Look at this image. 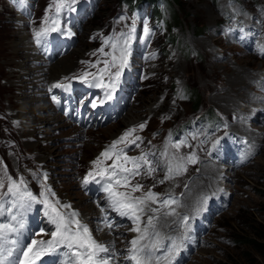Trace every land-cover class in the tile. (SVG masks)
Segmentation results:
<instances>
[{
  "label": "rangeland",
  "instance_id": "374dc122",
  "mask_svg": "<svg viewBox=\"0 0 264 264\" xmlns=\"http://www.w3.org/2000/svg\"><path fill=\"white\" fill-rule=\"evenodd\" d=\"M134 1L75 0V11L57 13L53 0H0V197L10 202L9 184L22 180L23 190L66 216L90 211L83 224L93 239L102 235L96 228L104 212V225H112L106 232L116 240L109 257L132 264L130 241L141 233L108 207L103 179L84 184L90 171L112 165L123 149L129 157L144 155L155 169L149 174L140 167L128 189H117L138 183L143 187L134 196L157 194L148 203L159 211L146 207L140 224L143 230L148 217H156L149 228L157 244L151 264H264V0ZM22 31L54 79L38 89L53 110L49 123L20 117L33 87L22 81ZM122 51L127 63L113 91L110 75L120 70ZM131 129L113 159L94 165ZM204 165L211 175L192 189ZM19 211L12 209L23 225L29 211L35 216L26 244L52 239L45 204ZM14 222L7 211L0 216V223L18 226ZM64 248L36 264H54Z\"/></svg>",
  "mask_w": 264,
  "mask_h": 264
},
{
  "label": "snow or ice",
  "instance_id": "6c2138e0",
  "mask_svg": "<svg viewBox=\"0 0 264 264\" xmlns=\"http://www.w3.org/2000/svg\"><path fill=\"white\" fill-rule=\"evenodd\" d=\"M74 3L75 0H53L57 13H60L65 7L71 11H75L73 7ZM53 23L55 24L57 22L54 21ZM52 30L56 31L58 29L54 27ZM147 31L148 30L145 29V32ZM45 32H47V29ZM36 35L39 38L41 33L38 32ZM37 42L39 43V39ZM101 51L103 50L101 49ZM115 59L116 58L113 57L114 61ZM126 63V51H122L119 64L120 70L115 72L114 79L110 75V80L112 81L110 86L113 91L115 89V83L121 75V70ZM105 65L106 67L102 71L107 72L108 63L105 62ZM112 67H117V65L113 63ZM96 86L101 85L97 84ZM56 87H61V85H56ZM106 95L109 99L111 98L110 92L106 93ZM53 99H55V97H53ZM139 127L143 129L145 125L141 124ZM134 131L135 129L129 130L124 136L113 142V144L101 153L100 157L93 162L94 165L99 166L103 164L105 160L113 159V153H116V145L122 143ZM138 139L140 138L136 137L131 143L134 144ZM175 146L179 148L180 144H176ZM188 159L193 160L194 162L193 157H189ZM129 163L132 164L131 168L127 167ZM144 165L147 166L149 174L155 171L144 155L139 157H129L123 152V149H121L115 154V159L113 160L112 165L94 169L93 171H90L88 176L84 179L85 185L88 184L89 178L95 179L96 176H99L103 179L105 181L103 190L108 193V207L117 212L120 216H125L131 219L136 225L131 231L141 233L135 239L130 241L131 248L128 250L129 255L127 259L131 261L132 264H151L152 257L157 249V244L151 242L149 234V228L152 227L153 219L156 217L149 216L147 219V227L143 230L140 228L142 222L141 214L144 213L146 207H148L153 213L159 211L158 208L149 207L148 203H155L157 194L148 191L144 193L143 196H134L133 193L140 191L143 187L138 183L132 185L130 191H118L117 189L121 187L128 189L130 178L139 175L140 173L138 170ZM171 171L172 169L170 167L169 172L171 173ZM22 184V180L19 184H17L16 181H11L7 188V194L12 197V199L10 202H6L0 197V216H3L7 211L11 220L16 221L19 228H22V221L17 220V215L12 213V209L17 208V214H21L19 210L31 208L32 202L42 203L50 209V211L47 212V215L49 216L50 222L55 225V231L51 233V240H32L29 244L21 245L16 239L9 238L12 233H18L19 228L11 223H0V264H36V261L39 260L42 255L55 252L57 247L61 245L69 250L65 255L69 257L70 264H111V258L108 255H101L102 253H109L110 249L93 239L87 225L81 223V221L76 218L78 217V213L71 212L66 216L46 198L37 201V198L33 196L31 192L21 188ZM0 187H3L2 182H0ZM5 203H8L7 209L5 208ZM168 203V200L162 202L163 205H168ZM62 207H70V205H63ZM101 211H103V209H101ZM167 214L172 213L170 212ZM105 219L107 218L105 217ZM184 219L186 221L188 218L185 217ZM106 227L110 228L112 225L106 224ZM152 235L158 234L153 233ZM146 239L150 242L148 244H143L142 241ZM175 249L176 244L175 241H173V246L167 251V254L172 255ZM158 259H160V257H157V260ZM69 261H65L64 264H69Z\"/></svg>",
  "mask_w": 264,
  "mask_h": 264
},
{
  "label": "bare ground",
  "instance_id": "6f19581e",
  "mask_svg": "<svg viewBox=\"0 0 264 264\" xmlns=\"http://www.w3.org/2000/svg\"><path fill=\"white\" fill-rule=\"evenodd\" d=\"M21 34L23 36V43L22 44L24 46V50H25V54H26L25 60H23L22 63H21V67H22V81H27V80L32 81L33 82V87L30 88L31 90L28 92V96H26L25 99L23 100V102L21 103V108L23 110V113L20 112L21 114L20 113L19 114H20V117H22V118L25 117V116H29L32 120L44 119L45 122L49 123L51 120H54L55 119V117L53 115V110H52V107H50L48 105V103H47V97H46L47 95L43 94V92L40 91V90H38V89H41V86H44V85H46V86H52L54 79H53V76L50 77L49 75H46V74H49V69L47 67H45L40 62V58L37 55L35 49L30 46L31 43L28 41L29 36L26 33H24L23 31L21 32ZM28 62H29V64H27ZM55 68L56 67H54L53 69L55 70ZM36 84H38V88L35 87ZM25 93H27V92H25ZM23 126L24 127H22V126L21 127L23 129H25V127L27 126V124H23ZM187 156H189V155H187ZM154 160L152 161V164L155 167ZM203 169H204L203 170V173H201L202 176L199 177L198 179H196L195 181H193V183H192L193 184L192 185V189H196L197 188V187H195V184L197 182H201L202 181V182L206 183V179L211 175V174L208 175L209 172L207 173L208 170L206 169V165H204V168ZM198 188H200V187L198 186ZM192 189H189V190L192 191ZM193 191H192V193H193ZM189 193H191V192H189ZM189 193L186 192L187 196H191V195H189ZM74 206L75 205L72 204V206H71L72 207V210L75 208ZM76 210H77V207L75 208V211ZM111 211L112 210H110V212ZM73 212H74V210H73ZM77 212H78V210H77ZM78 213L79 214H78L77 219H79L81 221V223L85 222L88 219V217L91 215V212L90 211H85V212L84 211H79ZM32 214H34L33 211H29V215L27 216V218H25V222H24L23 227L22 228H19V225L16 226V227L19 228V231H18V233H14L13 234V236H14L13 239H16L17 242L19 244H21V245H26L27 233L30 230V228L32 227V224H33L32 221H35V216H33ZM94 215H97V214L95 213ZM101 216H102V219L104 220L103 221V224L100 226V228H96V230L100 232L99 234L102 233V235L98 239H95V240L98 243L104 244L109 249H111V248H113L112 245H113V243H115L116 240H114V237L112 235L107 234V232H106L108 230L106 228V225H104V224L106 223L105 221L108 219V215L106 216V214H104V212H101ZM105 217L107 219H105ZM125 219H126V217L125 216H122V220H120V222L124 221ZM45 220H46L45 223L47 224V226L51 227V229L52 230L54 229L53 231H55V225H53L50 222L49 216L47 215V213L45 214ZM94 224H97L98 225V222L96 221ZM115 251L116 252H119L118 249H116ZM66 252H69V250L67 248H64V250H61L60 251L59 259L56 260L54 262V264H64L65 261H69V257L65 255ZM101 255L111 256V252L106 253V254L102 253ZM49 263L52 264V261L49 262ZM37 264H41V263L38 262ZM69 264H70V261H69ZM111 264H114V262L112 260H111Z\"/></svg>",
  "mask_w": 264,
  "mask_h": 264
},
{
  "label": "trees",
  "instance_id": "16d2710c",
  "mask_svg": "<svg viewBox=\"0 0 264 264\" xmlns=\"http://www.w3.org/2000/svg\"><path fill=\"white\" fill-rule=\"evenodd\" d=\"M130 2H133L134 0H129ZM144 1H148V0H144ZM150 2H152V5H154V3L156 2V0H149ZM138 2V0H135L134 3ZM156 15H158V12H156ZM250 240V239H248Z\"/></svg>",
  "mask_w": 264,
  "mask_h": 264
}]
</instances>
